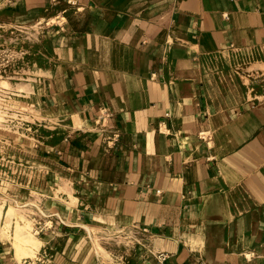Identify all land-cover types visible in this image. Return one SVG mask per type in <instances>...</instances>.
I'll return each mask as SVG.
<instances>
[{
    "label": "crops",
    "instance_id": "0c3cea01",
    "mask_svg": "<svg viewBox=\"0 0 264 264\" xmlns=\"http://www.w3.org/2000/svg\"><path fill=\"white\" fill-rule=\"evenodd\" d=\"M77 9L48 96L65 116L49 153L74 186L70 227L135 231L129 264H264V101L226 103L207 74L218 54L264 49V0Z\"/></svg>",
    "mask_w": 264,
    "mask_h": 264
},
{
    "label": "rangeland",
    "instance_id": "374dc122",
    "mask_svg": "<svg viewBox=\"0 0 264 264\" xmlns=\"http://www.w3.org/2000/svg\"><path fill=\"white\" fill-rule=\"evenodd\" d=\"M83 2L0 0V248L10 264H129L142 246L133 230L70 227L74 186L49 153L67 134L48 100L54 47ZM213 61L210 84L226 103L264 101V49Z\"/></svg>",
    "mask_w": 264,
    "mask_h": 264
}]
</instances>
